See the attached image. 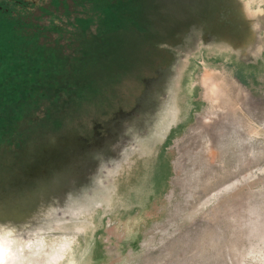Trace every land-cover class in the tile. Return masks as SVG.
<instances>
[{"label":"rangeland","instance_id":"1","mask_svg":"<svg viewBox=\"0 0 264 264\" xmlns=\"http://www.w3.org/2000/svg\"><path fill=\"white\" fill-rule=\"evenodd\" d=\"M207 1L0 0L53 55L0 121L4 264H264V0Z\"/></svg>","mask_w":264,"mask_h":264},{"label":"trees","instance_id":"2","mask_svg":"<svg viewBox=\"0 0 264 264\" xmlns=\"http://www.w3.org/2000/svg\"><path fill=\"white\" fill-rule=\"evenodd\" d=\"M115 13L117 12L110 11L107 16L114 20L117 17ZM17 25V19L0 9V121L10 114L18 113L26 89L35 85L38 78H42L40 66L45 65L47 70L53 62V55L49 50L47 59L42 55L38 59L36 55L26 58L22 46L23 36L18 32ZM47 73L49 74L46 72L44 75Z\"/></svg>","mask_w":264,"mask_h":264},{"label":"crops","instance_id":"3","mask_svg":"<svg viewBox=\"0 0 264 264\" xmlns=\"http://www.w3.org/2000/svg\"><path fill=\"white\" fill-rule=\"evenodd\" d=\"M237 28H239V27H237ZM163 53L166 54V56H164ZM154 56L155 55L152 56V63L153 64L162 63V64H164L165 67H169V66L172 65V62L173 61H172V58L170 56V49L169 48H165V47H163V49L160 48V50H158V55L155 56V57ZM159 66H161V65H159ZM139 68H140V66H139ZM168 71L169 72L167 74H165L163 76L161 75V77L159 75L155 74V71L154 70H153V73L150 74L152 76L153 81H155V82H158V80H160L162 82V79L164 77H165V79H168L170 81L169 85H166V84L165 85L155 84L153 86L154 92H157L158 93L159 91H162V88H166V87L172 88L174 86V85L171 84L172 80L170 78L171 77H174L175 74L173 73V69L171 71L170 70H168ZM165 79H163V80H165ZM148 87H149V83H148ZM170 92L172 94L175 92V94L173 95V97H174V99L176 98V100H174L173 103H176L178 105L179 104L178 103L179 100H177V98L179 97V95H180L181 92L179 90H175L174 91V89H172V91L170 90ZM177 105L175 107H173L174 108L173 111L171 109L170 114H169V119H170L169 125H170L171 128L179 123V120L177 119V117L179 115L180 109H178V111H176V109L179 108L178 107L179 105L178 106ZM164 116H165V114H164Z\"/></svg>","mask_w":264,"mask_h":264},{"label":"flooded vegetation","instance_id":"4","mask_svg":"<svg viewBox=\"0 0 264 264\" xmlns=\"http://www.w3.org/2000/svg\"><path fill=\"white\" fill-rule=\"evenodd\" d=\"M207 1V0H206ZM210 1V0H209ZM209 1H207L206 2V4L209 2ZM197 4V3H196ZM214 5V4H213ZM213 5H212V7H213ZM197 6H198V4L195 6V9H197ZM215 6V5H214ZM212 7H210V9H201V16L203 15V14H207V12L208 11H212V10H214V8H212ZM250 18H252V14L250 15ZM256 24V23H255ZM209 26H211V28L214 30V31H216L217 33H219V32H221L222 30L220 29L221 27L220 26H218L217 25V22H215V21H210V24H209ZM258 30H259V27L258 26H255V32H258ZM230 34L232 35V37H234L235 39H237V40H239V39H241V37L243 38L244 36H245V34H246V31H245V29H243V28H236V29H234V30H232L231 32H230ZM144 66V64H142V65H140V68H142ZM137 109H135L134 111H132L131 113H129V114H127V117H128V115L130 116V117H132V119L134 120V119H136V118H138V115H139V113H137L138 112V106L136 107ZM175 126H177V125H175Z\"/></svg>","mask_w":264,"mask_h":264},{"label":"bare ground","instance_id":"5","mask_svg":"<svg viewBox=\"0 0 264 264\" xmlns=\"http://www.w3.org/2000/svg\"><path fill=\"white\" fill-rule=\"evenodd\" d=\"M7 238L8 235L6 233L0 232V264H4L12 255L7 247Z\"/></svg>","mask_w":264,"mask_h":264}]
</instances>
